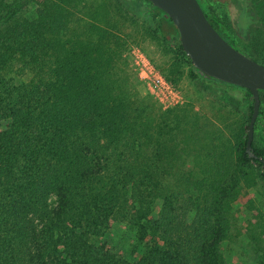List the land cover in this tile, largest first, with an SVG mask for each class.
Wrapping results in <instances>:
<instances>
[{"label": "trees", "instance_id": "obj_1", "mask_svg": "<svg viewBox=\"0 0 264 264\" xmlns=\"http://www.w3.org/2000/svg\"><path fill=\"white\" fill-rule=\"evenodd\" d=\"M142 1L153 11L152 36L189 64L191 79L233 86L206 80L171 19ZM197 1L239 50L226 7ZM63 2L69 7L73 0H48L31 21L0 3V21L14 24L0 28V264H227L220 243L239 194V168L251 165L264 180V169L244 152L248 123L235 157L228 145L213 156L214 174L203 184L193 171H175L195 163L188 156H200L192 154L197 122L188 129L184 113L149 105L120 38L94 24L66 28ZM164 152L178 160L171 163ZM170 180L188 197L174 199ZM117 217L131 235L133 260L106 243Z\"/></svg>", "mask_w": 264, "mask_h": 264}, {"label": "rangeland", "instance_id": "obj_2", "mask_svg": "<svg viewBox=\"0 0 264 264\" xmlns=\"http://www.w3.org/2000/svg\"><path fill=\"white\" fill-rule=\"evenodd\" d=\"M46 1L0 0V3L12 5V13L31 21L42 9L40 4ZM217 1L226 7L229 29L243 48L239 50L264 62V0ZM62 7H67L65 2ZM67 8L69 22L66 28L76 31L94 24L110 29L120 38L126 49L125 55L129 56L132 74L137 78V91L146 97L149 105L172 115L184 113L181 123L188 129L197 122L198 137L192 146L195 148L192 154L200 156H188L186 161L191 159L195 163L185 162L174 168L175 171L181 174L193 171L194 175H200L203 184L206 175L214 174L210 164L219 151L228 145L231 157H235L249 120L251 98L234 86L191 79L189 64L179 60L167 44L152 36L150 29L154 21L150 4L142 0H73ZM12 25L13 22L0 21V28ZM108 40L104 38V41ZM120 68L122 66H118ZM257 141H264V136L258 134ZM155 154L160 153L156 151ZM164 156L171 163L178 160L176 153L164 152ZM239 174V194L230 202L229 228L220 243V250L227 264H258L264 258V180L251 165L241 166ZM167 191L176 200L182 199L181 193L188 197L183 186L172 180ZM159 203H156L155 216ZM105 240L115 252L124 256L129 257L130 248H134L131 235L118 217L112 222Z\"/></svg>", "mask_w": 264, "mask_h": 264}, {"label": "water", "instance_id": "obj_3", "mask_svg": "<svg viewBox=\"0 0 264 264\" xmlns=\"http://www.w3.org/2000/svg\"><path fill=\"white\" fill-rule=\"evenodd\" d=\"M163 10L178 31V39L192 66L202 76L247 89L252 97L244 152L264 169V157L252 152L254 124L259 114V92L264 91V65L245 55L207 20L197 0H148Z\"/></svg>", "mask_w": 264, "mask_h": 264}, {"label": "flooded vegetation", "instance_id": "obj_4", "mask_svg": "<svg viewBox=\"0 0 264 264\" xmlns=\"http://www.w3.org/2000/svg\"><path fill=\"white\" fill-rule=\"evenodd\" d=\"M204 77H207L206 80H209L208 78H210L208 76H204ZM233 86L237 89H240V90L243 89V91L247 90V89L235 86V85H233ZM259 99H260L259 114H258V116L255 120V124H254V136H253V141H252V152L258 157L259 156L264 157V141H259V142L257 141V135L258 134L264 136V114H263L264 91L259 92ZM251 101H252V97H251ZM255 160H256L255 166H258V165L261 166L258 159H255ZM261 168H262V166H261Z\"/></svg>", "mask_w": 264, "mask_h": 264}]
</instances>
